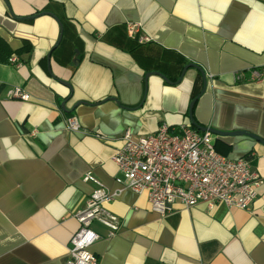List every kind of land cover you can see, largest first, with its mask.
<instances>
[{
    "label": "crops",
    "instance_id": "0c3cea01",
    "mask_svg": "<svg viewBox=\"0 0 264 264\" xmlns=\"http://www.w3.org/2000/svg\"><path fill=\"white\" fill-rule=\"evenodd\" d=\"M128 23L139 25L134 37ZM144 35L151 41L140 43ZM191 64L206 81L195 123L264 140V82L250 81L264 68V0H0V264H64L79 229L72 214L94 188L84 174L115 193L112 157L125 132L191 125L203 88L194 68L180 79ZM67 117L81 132L67 130ZM212 143L231 160L248 158L263 179L251 208L177 205L162 218L122 190L106 205L117 235L92 226L100 264H264V145Z\"/></svg>",
    "mask_w": 264,
    "mask_h": 264
},
{
    "label": "built area",
    "instance_id": "2783aa9c",
    "mask_svg": "<svg viewBox=\"0 0 264 264\" xmlns=\"http://www.w3.org/2000/svg\"><path fill=\"white\" fill-rule=\"evenodd\" d=\"M126 28L128 35L134 37L139 25L128 23ZM138 41L148 43L151 38L144 35ZM250 74V81L264 82V68ZM241 78L242 74H237L236 79ZM12 96L29 100L20 88L14 89ZM64 124L69 132H81L75 117H67ZM122 141V147L112 157L120 173L117 192L107 191L92 172L82 178L94 188L83 206L72 214L79 229L69 242L64 264H100L90 250L99 239L92 226L104 227L108 238L117 235L121 223L106 205L122 190L145 196L151 211L164 218L173 214L177 205L184 209L198 205L212 209L222 204L249 210L263 184L248 158L231 160L223 156L215 149L211 133L200 132L191 125L175 128L163 123L155 133L143 136L127 131Z\"/></svg>",
    "mask_w": 264,
    "mask_h": 264
},
{
    "label": "water",
    "instance_id": "95a60500",
    "mask_svg": "<svg viewBox=\"0 0 264 264\" xmlns=\"http://www.w3.org/2000/svg\"><path fill=\"white\" fill-rule=\"evenodd\" d=\"M57 22H58V24H59V26H60V29H61V31H62V26H61V24L59 23L58 20H57ZM60 40H61V35H60V37H59V39H58L57 44H59ZM49 58H50V55L47 56V60H49ZM189 68H194V69H196V70L201 74V77H202V80H203V88H202L201 92L199 93V95H197V96L191 101V103H190V105H189V119H190V122H191V126L194 127L196 130H198V131H200V132H206V131H207V132L211 133L212 135H216V136H247V137H250V138L254 139L255 141L259 142L260 144L264 145V140H262V139H260V138H258V137H256V136H253V135H251V134H249V133H245V132L222 133V132H219V131H216V130H213V129H209V128L201 127V126H199V125H197V124L195 123V121H194L193 118H192V109H193L194 104H195L196 101L198 100V98L203 94V92H204V90H205V86H206V81H205V75H204L203 71H202L199 67H197L196 65H192V64H191V65H187V66H185V67L183 68L180 79L183 77V75L185 74V72H186L187 69H189ZM48 73L51 75V72H50V70H49V67H48ZM150 75H156V76H159V77H161L166 83L171 84L170 81H169L167 78L163 77L160 73H147L146 76H145V79L148 78ZM53 78H54V77H53ZM54 79H55L57 82H59L61 85L67 87V88L70 90V92H71V86H70L68 83L63 82V81H60V80H58V79H56V78H54ZM79 104H87V103H78L77 105H79ZM64 106H65V102L61 104V108L64 109Z\"/></svg>",
    "mask_w": 264,
    "mask_h": 264
}]
</instances>
